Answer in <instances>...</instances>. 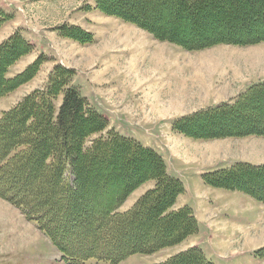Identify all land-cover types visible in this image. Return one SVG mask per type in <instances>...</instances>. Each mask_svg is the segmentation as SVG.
I'll return each instance as SVG.
<instances>
[{
    "label": "trees",
    "instance_id": "obj_1",
    "mask_svg": "<svg viewBox=\"0 0 264 264\" xmlns=\"http://www.w3.org/2000/svg\"><path fill=\"white\" fill-rule=\"evenodd\" d=\"M100 11L150 33L154 39L197 50L216 44L264 42V0H97ZM10 17L0 10V27ZM80 43L93 33L76 25L55 28ZM34 48L20 31L0 43V97L27 83L47 56L40 54L21 72L9 69ZM73 69L56 66L43 89L28 93L0 117V197L18 207L72 264L89 259L118 264L133 254H150L198 231L189 206L173 208L184 192L167 175L158 153L113 129L85 146L86 138L108 126L106 116L85 107L69 85ZM62 95L55 113V102ZM56 115H55V114ZM185 135L222 138L264 135V82L250 84L231 102L173 122ZM72 175L70 180L67 175ZM153 190L127 211L119 205L143 181ZM208 185L237 189L264 199V166L236 162L202 174ZM262 183V187L257 185ZM156 264H214L198 247Z\"/></svg>",
    "mask_w": 264,
    "mask_h": 264
},
{
    "label": "rangeland",
    "instance_id": "obj_2",
    "mask_svg": "<svg viewBox=\"0 0 264 264\" xmlns=\"http://www.w3.org/2000/svg\"><path fill=\"white\" fill-rule=\"evenodd\" d=\"M0 8L10 15L0 29L5 33L24 25L23 37L34 45L8 76L21 72L38 55L47 56L31 80L0 97V117L28 93L45 88L54 67L73 69L69 85L79 90L86 108L108 119L104 131L86 138L85 146L109 129L131 138L135 134L136 141L159 154L167 175L182 182L184 192L173 208L193 205L195 234L150 254L130 255L118 264H156L194 246L214 264H264V199L202 179V174L236 162L264 166V135L196 138L173 125L222 97L229 99L237 88L264 81V42L187 50L100 11L97 0H0ZM63 24L79 26L94 38L89 43L65 38L55 29ZM227 90L226 96L217 95ZM61 99L62 95L54 100L55 113ZM156 185L155 179L143 181L118 210L132 208ZM0 264L72 263L18 207L0 197ZM83 264L109 263L89 259Z\"/></svg>",
    "mask_w": 264,
    "mask_h": 264
},
{
    "label": "crops",
    "instance_id": "obj_3",
    "mask_svg": "<svg viewBox=\"0 0 264 264\" xmlns=\"http://www.w3.org/2000/svg\"><path fill=\"white\" fill-rule=\"evenodd\" d=\"M1 9V8H0ZM2 9H6V8H2ZM4 29L5 28H1L0 29V43L5 39V38H7L9 35L11 36V34L12 33H14L13 31H15V30H18V31H20L21 33H22V35L24 36L25 35V33H26V30H25V28H24V25L23 26H15L13 29H12V31L11 32H5L4 33ZM29 39V38H28ZM35 44H38V42L37 41H35ZM32 61V60H31ZM28 63V62H27ZM26 63V64H27ZM25 64V65H26ZM24 65V66H25ZM23 66V67H24ZM20 70V69H19ZM19 70H16V73H18V71ZM15 73V74H16ZM258 82H264V81H256V82H253V83H258ZM252 83V84H253ZM250 84H248L247 86H243L242 88H237V89H235L234 91H233V93H232V95H230L229 97V99H228V96H227V98L226 97H222L223 99H220V100H218L216 103H211V104H209V105H207L206 107H214V106H216V105H218V104H220V103H222V102H231V101H234L239 95H240V93H243L246 89H247V87L249 86ZM228 94V90L227 91H221V92H219L217 95H224V96H226ZM132 137H134V136H136L135 134H130ZM177 176V175H176ZM178 177V176H177ZM193 206V205H192ZM191 206V207H192Z\"/></svg>",
    "mask_w": 264,
    "mask_h": 264
}]
</instances>
